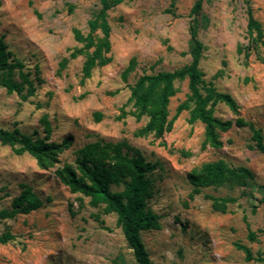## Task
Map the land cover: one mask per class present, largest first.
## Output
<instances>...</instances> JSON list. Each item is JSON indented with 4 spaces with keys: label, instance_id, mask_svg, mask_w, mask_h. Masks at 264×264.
I'll return each mask as SVG.
<instances>
[{
    "label": "rangeland",
    "instance_id": "1",
    "mask_svg": "<svg viewBox=\"0 0 264 264\" xmlns=\"http://www.w3.org/2000/svg\"><path fill=\"white\" fill-rule=\"evenodd\" d=\"M196 1L123 0L107 14L111 61L82 81L84 56L68 61L63 70L59 62L81 48L74 31L88 33L99 0H0V37L35 87L27 99L0 87V129L43 139L40 119L46 117L49 141L69 143L49 170L40 169L28 154L17 155L0 144V210L9 209L22 185L43 201L27 215L0 220V236H14L0 244V264H138L116 216L90 207L88 198L76 202L81 196L70 194L54 175L55 169L73 163L78 149L97 139L126 142L156 165L149 176L148 205L159 217V229L140 234L150 264H264V259L245 262L234 246L244 245L264 258V234L259 233L264 231V206L258 204L264 195V155L254 148L249 128L232 126L219 133L222 144L212 148L203 144L204 125L189 123L188 112L178 115L159 139L137 136L147 119L131 116L130 87L136 79L189 64L194 45L190 11ZM248 11L260 26L262 42L251 44ZM196 38L203 46L199 68L205 86L229 95L237 107L233 112L216 103L212 116L221 121L240 118L264 136V0H204ZM12 80L20 81L17 71ZM175 88L168 119L188 94L186 80L176 82ZM95 114L101 116L98 121ZM219 160L248 169L253 179L245 187L226 183L190 198L187 174ZM209 197L235 202L220 213ZM248 231L257 234V242L246 240Z\"/></svg>",
    "mask_w": 264,
    "mask_h": 264
},
{
    "label": "trees",
    "instance_id": "2",
    "mask_svg": "<svg viewBox=\"0 0 264 264\" xmlns=\"http://www.w3.org/2000/svg\"><path fill=\"white\" fill-rule=\"evenodd\" d=\"M204 0H197L191 11L190 36L193 47L189 51L190 62L182 68L172 72H158L152 75H142L130 87L129 102L132 104L131 116L137 121L146 117L147 122L138 130L137 136L152 135L159 139L172 129L174 120L182 112H188L189 123L199 122L204 125V145L219 148L221 142L219 133L227 132L232 126H247L251 132L254 148L264 155V136L252 124L242 119L218 120L212 116L211 107L216 103H224L233 112L237 107L234 100L227 94L217 93L209 84L205 86L203 73L199 68V61L203 51L202 44L197 40L198 18ZM123 0H99L100 8L88 22V33L81 34L74 31V40L81 45L67 58L59 62V69L63 70L68 61L84 56L81 68L82 81L88 79L92 71L106 66L111 57L108 56L111 45L109 42L110 26L107 21L108 12L121 4ZM247 33L253 42H262V31L248 11ZM101 34L98 37L97 34ZM251 49H255L254 46ZM250 53L246 52L247 59ZM132 63L123 72L124 77L131 71ZM24 65L14 58L7 45L0 37V87L8 94L15 93L23 99L32 97L35 92L33 81L24 73ZM18 72L20 81H13L12 76ZM187 81L188 94L175 111L172 119H168L169 100L176 94V82ZM210 106V107H209ZM100 119L99 114L94 115ZM44 138L34 139L30 135L18 130L7 131L0 129V144L10 146L17 155L28 154L42 170L54 168L59 163V156L68 146L62 143L50 142L51 126L46 117L40 119ZM156 170V165L147 162L139 150L126 142L110 143L97 139L85 144L75 152L72 164H64L55 169L54 175L58 181L68 189L72 195L78 194L76 202L88 198V205L92 208L102 207L103 215L114 214L116 224L123 237L132 249L138 264H150L149 256L141 242L140 234L145 231L159 229V217L149 207L152 197V183L149 176ZM252 173L243 167L231 168L223 161L203 164L187 174V180L192 186L190 198L200 194L202 189L217 187L229 183L238 187H245L248 180H252ZM111 186L121 187L120 191L112 192ZM212 208L216 212L224 213L227 205L235 202L234 198L209 197ZM264 206V195L258 202ZM43 201L30 187L21 186V191L10 204L9 209L0 210V220L13 219L17 215H27L40 209ZM256 207H253V211ZM97 221L99 217L93 216ZM259 233L264 234V231ZM14 236L5 233L0 236V244L12 241ZM246 240L257 242V234L248 231ZM235 248L244 254L245 262L260 263L263 261L261 253L254 255L251 250L241 244H234Z\"/></svg>",
    "mask_w": 264,
    "mask_h": 264
}]
</instances>
